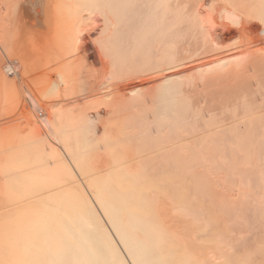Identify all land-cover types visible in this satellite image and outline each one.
Here are the masks:
<instances>
[{
	"label": "bare ground",
	"instance_id": "bare-ground-1",
	"mask_svg": "<svg viewBox=\"0 0 264 264\" xmlns=\"http://www.w3.org/2000/svg\"><path fill=\"white\" fill-rule=\"evenodd\" d=\"M262 6L264 0H0V261L240 264L239 239L218 230L209 244L207 233L217 224L204 207L195 208L194 193L181 204L183 191L168 174H197L203 185L197 193L231 214L233 226L263 216ZM247 24L258 29L256 39ZM206 51L209 61L202 60ZM145 74L148 87L140 81ZM123 81L132 87L119 92ZM211 85L219 89L217 111L237 106L241 117L244 109L262 111L257 118L247 114L254 122L235 120L219 139L235 138L236 148L246 150V165L230 169L235 185L246 188L241 201L252 203L249 215L238 211L224 183L190 172L206 167L208 158L186 142L184 120L176 122L181 133L176 116L168 121L171 110L184 119L196 99L190 94ZM149 96L166 112L152 127L159 138L149 135L137 109ZM174 139L181 141L175 147ZM190 152L196 158L188 165ZM222 152L230 162L228 149ZM164 202L176 223L187 222L185 230L172 225ZM205 232L209 245L203 246ZM257 251L246 252L241 263L252 264Z\"/></svg>",
	"mask_w": 264,
	"mask_h": 264
},
{
	"label": "rangeland",
	"instance_id": "rangeland-1",
	"mask_svg": "<svg viewBox=\"0 0 264 264\" xmlns=\"http://www.w3.org/2000/svg\"><path fill=\"white\" fill-rule=\"evenodd\" d=\"M247 27H248V29L253 34H255V36H256L255 39H256L257 38V35H258V33H257L258 32V29L255 26L251 25V24H247ZM204 53H206V54H204L205 57H206V59H204V56H203V59L202 60L209 61L211 59V56H213L210 51H206ZM140 77H141L140 81L147 82L144 87H148L149 86L148 84H150V80H151V79L149 80V76H147V74H145V75H141ZM132 81L134 82L135 79H133ZM132 81H123V82H120L119 83L120 84L119 92L120 91H127V88L128 87L130 89L132 87V84H133ZM131 82H132V84H131ZM229 82L230 81H226V82H223V84H229ZM206 88H204V89H202V88L199 89L198 88L196 90V92L193 91L190 94V96H195L196 99H194V100H192V101H190L188 103V108L185 110V113H184V119H183L182 115H181V117H182L181 118L179 116V114H177V112H174L173 111L174 112L173 113L172 110L169 113L171 115H169L167 113V115H168L169 118L167 116H166V118H168V119L171 120V118L173 119L174 116H176V119H174L175 120L174 123H173L172 120L171 121L168 120L169 122H171L173 124H176V125H178L179 123H180L179 125H181V122L184 120L182 123L183 124L187 123V124H185V126L188 125L187 126V131H186V128L181 127L179 125H178L179 128H177V130H179L180 127L181 128H184L186 134L188 135L187 136L188 139H187L186 142H188V144H191L192 143V145L194 144V145L200 146V149L202 150V152H204V154L206 155V158H208V162H207L206 167L194 168L193 170H190V172H198V174H206L208 177L206 175H204V177H202V179L212 180V182L214 184H217V183H220V182L221 183H224V185H226V189L233 190L232 192H234V193H232V194L234 195L233 196L234 201L237 203V205L239 204L237 206L238 211L241 210V212H242L243 215H245L243 211H245V213L247 211L246 214L249 215L250 214V211H251L250 209L252 208V203L250 201L251 205H249V203H248L249 201H247L246 199H244L243 201H241L242 200L241 194H243V192H241V189H242V191H244V188L245 187L244 186H241V185H240V187L239 186L237 187V185H235V183H234L235 182V179L233 177V174H235V171H233V170L230 169L231 166H233V165L234 166H238V167H240V166L244 167L246 165V163H247V161H246V157H247L246 150L244 148H240V149L236 148V145L233 143V140H235V138L229 139V140H225V141H219V139L221 137H225L228 134L226 131L227 130L229 131V129L232 127L233 124H234L233 126H237L238 125L237 121L238 122L241 121L239 124H241L244 121L246 122V120L247 121H250L251 120V119L249 120L250 117H253L254 118V116H256L258 113H261L262 111L260 109L259 111H261V112L256 111L257 113H255V114L253 113L252 114V112H254V111H251V110H247L246 111V109H244L245 110V113L242 111L243 112L242 117H241V115L235 116L236 115L235 113H237L236 112L237 106L233 109V111H231V109L229 110L227 108H220V107H219V109L217 111L216 110V101L214 99L218 96L219 89L217 88L216 85H211V86H208ZM149 98H150V101L151 102H149ZM144 100L145 101H143V100L141 101V102H143V104L141 103L142 107L138 104L137 105V109L142 111L143 116H144V119H145V116H146L145 122L147 124L149 122L148 125L151 126L150 132L152 130L153 133L151 132L152 133L151 134L149 132V135H153L154 134L152 138H156V137L159 138L157 136V134H156V131H155L156 128L153 129L152 127L155 126V125H157L156 122H159L158 120H160L159 119L160 117H157V115H159L160 112H165V110L160 111V110L163 109L162 106H164V105H161L160 106L159 104H156V105H158V106H156L153 103V101H154L153 100V97H150V96L147 97V98H145ZM258 103L261 104L262 103V100L260 101V99H259V102ZM193 104H196V106L198 108H196ZM200 105H201L202 108H200ZM138 106H140L141 109ZM153 108H155L154 109L155 111L153 110ZM194 108H196L198 110H196ZM222 109H224V110H222ZM147 110H148V112L151 111V113L153 114V116L155 114H156V116L153 117L152 114H149L148 112H146ZM209 110H211V111L212 110H214V111L216 110L215 112H217V114L216 113L213 114L214 111L211 113V111L209 112ZM193 111L194 112L196 111L195 114H194ZM199 111H200V113H199ZM201 111H202V114H201ZM219 111H221L222 113L219 112ZM167 112H169V110ZM218 112H219L220 115L221 114L222 115L220 116L218 114ZM223 113H225V114H223ZM126 114H127V112H126ZM147 114L151 115V117H149ZM197 114H201L200 117L199 116H196ZM227 114L228 115L229 114L230 115L232 114V115H231V117H229ZM247 114H251V115H254V116L247 115ZM178 116H179L180 119L179 118L177 119ZM257 116H256V118H257ZM256 118L254 119V121L256 120ZM221 119L222 120H225V121H222V123H221L220 122ZM240 119H242V120H240ZM179 120H182V121H179ZM235 120H237L236 121L237 124H235ZM216 121L218 122V124H217L218 127L216 128V126L215 127L213 126V128L212 127L209 128V126H211L212 124L216 125L215 124V123H217ZM251 121H253V120H251ZM176 122H178V124ZM199 123L201 125H203V127H201V128H203V130L200 128L201 125ZM206 126L208 127L207 129H209V130H205L206 128L204 129V127H206ZM223 128L225 130H226V128H228V129L225 131V130H223ZM241 128H243V126H241ZM211 129H216V130L214 131V130H211ZM177 130H175V132H173V133H176ZM196 131H198V132L201 131L203 133L206 131L207 132V133H205L206 134V137L204 136L205 134L202 133L203 136H204V137H202V135L199 134ZM181 132H182V130L179 131V133H181ZM193 132H195V133L193 134ZM208 132H210V133H208ZM214 132H217V133H214ZM173 133L170 134L171 136L170 135L169 136L170 137L175 136V135H173ZM230 133H232V132H230ZM207 135H208V137H207ZM146 136H148V135H146ZM165 136H166V134H165ZM177 136H178V134H177ZM193 136H195V138ZM196 136H197V138L199 136V138H198L199 140H197ZM192 140H195V141H192ZM174 141H175V144L174 143H170L171 145L173 144V147L177 146V143H180L181 142V141H178V140H175V139H174ZM140 142H142V141H140ZM142 143H144V142H142ZM170 144L168 143L167 145H170ZM169 147H171V146H169ZM222 147H224L225 149H228V156H229V159L228 160H230V162H226V163L223 162V160L225 161V157H224V153L222 152ZM152 149L153 148L149 149V151L150 150H151V152L152 151H155L156 154L159 155V152L160 151L157 153L158 149L157 150L155 148L153 150ZM149 151L147 150L146 152H149ZM241 152H243L242 155L240 154ZM153 154L155 155V153H153ZM153 154H152L151 157H149V155H151L149 153L147 155V157H149L151 159V158L154 157ZM158 155H156V156H158ZM149 158H147V160ZM188 158L190 159V161L188 162V165H191L192 164V161L196 158V153L190 152L188 154ZM144 160L146 161V157H145ZM153 175H156V174H153ZM168 175L171 178H173V180L178 181L177 187L178 188H181L182 191H183V193L180 190L178 191V192L182 193V195L181 196H178V197L181 200H185L184 202H181V204H186V201L189 200V199H191V197L189 198V196H191L192 193H194L196 195V197H197V200H196L197 202L195 201L196 202L195 208L196 207L197 208L204 207L206 209V213H207L208 218H210V221L215 222V224H217L218 227H215L216 225L214 226L216 228V230L214 228V230H212L213 231L212 234L209 231L212 236L209 233H207L208 234V236H207L206 232H208V231H206L204 234H200L201 239H202V236L204 238H205V236L209 237L208 239H206V238L205 239L210 244L212 242H210L209 240L210 239H214L213 237H215V235H217V233H219V231L220 232H224L227 235L231 234V235H233V239H235V238L237 239L238 238L239 239L238 241H240L239 242V245L237 246V250H236L237 261L240 264H242L241 262H242V259H243L244 255H245V253L248 252V251L255 250V249H257L259 251H257V253H255V254H253V256H252V264H264V251H262V250H264V211H263V216L262 217H260L258 215H254L253 217L251 216V218H249L250 220L248 219L249 220L248 222H247V220L245 221V222H247V224L246 223H244V224L241 223L242 225H240L238 227L237 226H233L231 224V221H232L231 214H227L223 210L219 209V206H217L215 204V202L213 201V199H211L210 197H207L205 195V193L204 194L202 192H200V194H199V192L197 193V187L198 186H203L201 183H198L200 181H196L195 177L197 176V174H168ZM241 187H243V188H241ZM238 193H239V195H238ZM229 194H230V192H229ZM235 198H237V199L235 200ZM237 200L238 201H241V202H237ZM194 203H193V205H194ZM162 205H163V208L165 209L166 213L170 216V218H171L170 221L172 222V225L176 229H178V230H181V231L182 230H185L184 228H185V226H187V222H185V221L184 222H180L179 221V222L176 223V221H175L174 218H177V216H175V214L172 211H170V209H169V207H171L170 202H164ZM253 205L255 206L254 203H253ZM247 206L248 207L250 206L251 208L250 209H247L248 208ZM211 229H213V228H211ZM181 237H184L185 239H188V240L190 239L191 240V235H190V238H189V236H184V235H182ZM241 238H242V241L240 240ZM200 240H199V243H198V244H200V246L198 245V247H201L202 246L201 243H202L203 239H202V241H200ZM204 243H205V240L203 241V246H205L206 244H208L207 242L205 244ZM194 245L197 246L196 243ZM198 247H196V248L199 250ZM193 248H195V247H193ZM197 249H195V251ZM202 250H203V248L200 249V251H202ZM200 251H196V253L197 252L200 253Z\"/></svg>",
	"mask_w": 264,
	"mask_h": 264
},
{
	"label": "snow or ice",
	"instance_id": "snow-or-ice-1",
	"mask_svg": "<svg viewBox=\"0 0 264 264\" xmlns=\"http://www.w3.org/2000/svg\"><path fill=\"white\" fill-rule=\"evenodd\" d=\"M229 19L232 20V21H234V22H238L240 20V17H237V16H229ZM258 19H259V22L262 25H264V6H262V8H261V11L259 13ZM0 264H5V262L0 261ZM25 264H27V262H25Z\"/></svg>",
	"mask_w": 264,
	"mask_h": 264
}]
</instances>
